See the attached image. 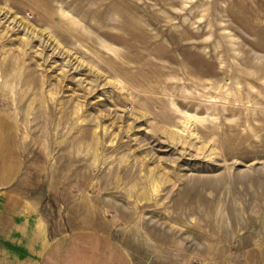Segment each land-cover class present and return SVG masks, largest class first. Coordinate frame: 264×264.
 Listing matches in <instances>:
<instances>
[{
	"label": "rangeland",
	"instance_id": "rangeland-1",
	"mask_svg": "<svg viewBox=\"0 0 264 264\" xmlns=\"http://www.w3.org/2000/svg\"><path fill=\"white\" fill-rule=\"evenodd\" d=\"M0 188L131 264H264V0H0Z\"/></svg>",
	"mask_w": 264,
	"mask_h": 264
},
{
	"label": "crops",
	"instance_id": "crops-1",
	"mask_svg": "<svg viewBox=\"0 0 264 264\" xmlns=\"http://www.w3.org/2000/svg\"><path fill=\"white\" fill-rule=\"evenodd\" d=\"M0 264H131L111 237L76 230L49 238L45 218L22 194L0 188Z\"/></svg>",
	"mask_w": 264,
	"mask_h": 264
}]
</instances>
